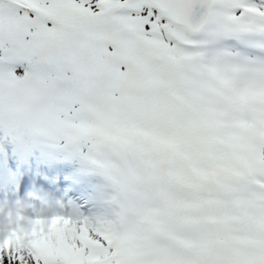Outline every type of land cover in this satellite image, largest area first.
Listing matches in <instances>:
<instances>
[{"label":"snow or ice","instance_id":"1","mask_svg":"<svg viewBox=\"0 0 264 264\" xmlns=\"http://www.w3.org/2000/svg\"><path fill=\"white\" fill-rule=\"evenodd\" d=\"M113 189L0 264H264V0H0V141Z\"/></svg>","mask_w":264,"mask_h":264},{"label":"rangeland","instance_id":"2","mask_svg":"<svg viewBox=\"0 0 264 264\" xmlns=\"http://www.w3.org/2000/svg\"><path fill=\"white\" fill-rule=\"evenodd\" d=\"M1 142L2 143L0 145V151H5L10 144L12 145L14 144L11 141H5V142L1 141ZM55 152H58V154L55 157H53ZM68 153L70 152L63 148L50 147L46 144H42V147L40 149V155L36 160L37 168H34L28 174V180H24L22 184L23 188L33 191L34 193L38 191V188L43 189V192H41L40 194L32 196L33 199L30 201L33 205H37L36 206L37 208L43 206V200L45 197L51 196V195H46L45 192L51 191L52 187L56 188L57 186H59V182L63 180L62 178L66 175V171L69 170L71 172H75L76 170L77 173V170L84 162L79 155L77 157H74L68 155ZM65 156L67 157L68 161L63 162V157ZM73 159L74 161L69 162V160H73ZM52 163L55 164L59 163L57 164L58 168L54 169V171H51L50 169L52 167ZM84 163L88 165L86 162ZM88 167L90 168L89 165ZM11 175L13 177L15 176L14 174ZM98 175H100L101 179L95 180L94 178L98 177ZM84 177L86 180H88L89 182L88 184H86V181L84 179L78 178L77 181H74V185L76 188V192L78 191L80 195H84L86 197L85 200L89 205L84 211L85 204L83 203L80 205V208H78V210L88 216L100 215L105 210L106 201L109 200L113 195V189L110 185V182L102 174L92 170L91 168L89 169V174ZM29 180L32 182H30ZM19 188L20 187L17 184L12 183V178H11L3 186H0V192L17 191ZM56 190L58 191V189ZM89 193L91 194L89 195ZM5 200L12 201L13 198L0 197V201H5ZM65 205H67V208L75 207L74 203L66 202L64 206ZM5 264H10V262L6 260Z\"/></svg>","mask_w":264,"mask_h":264},{"label":"clouds","instance_id":"3","mask_svg":"<svg viewBox=\"0 0 264 264\" xmlns=\"http://www.w3.org/2000/svg\"><path fill=\"white\" fill-rule=\"evenodd\" d=\"M32 199L29 194L23 200L0 201V243L7 246L17 236L27 239L39 226L38 219H42L43 227L47 228L52 217L65 212L64 204L52 196L45 197L40 208L30 203Z\"/></svg>","mask_w":264,"mask_h":264},{"label":"bare ground","instance_id":"4","mask_svg":"<svg viewBox=\"0 0 264 264\" xmlns=\"http://www.w3.org/2000/svg\"><path fill=\"white\" fill-rule=\"evenodd\" d=\"M80 173L82 174L83 172L82 171H80ZM86 198V197H85Z\"/></svg>","mask_w":264,"mask_h":264}]
</instances>
